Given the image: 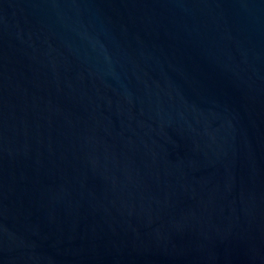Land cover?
Listing matches in <instances>:
<instances>
[{
  "label": "water",
  "instance_id": "95a60500",
  "mask_svg": "<svg viewBox=\"0 0 264 264\" xmlns=\"http://www.w3.org/2000/svg\"><path fill=\"white\" fill-rule=\"evenodd\" d=\"M0 264H264V0H0Z\"/></svg>",
  "mask_w": 264,
  "mask_h": 264
}]
</instances>
